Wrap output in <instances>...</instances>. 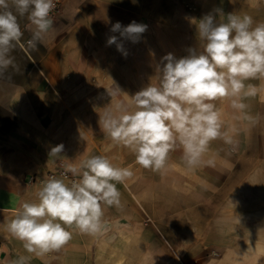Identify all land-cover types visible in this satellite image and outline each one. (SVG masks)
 I'll return each instance as SVG.
<instances>
[{"label": "crops", "instance_id": "1", "mask_svg": "<svg viewBox=\"0 0 264 264\" xmlns=\"http://www.w3.org/2000/svg\"><path fill=\"white\" fill-rule=\"evenodd\" d=\"M103 4L118 2L62 0L35 50L26 43L35 26L18 17L24 35L10 53L15 66L0 75V264L20 257L26 264H264V248L243 245L250 237L247 221L264 223L262 115L255 123L239 111L231 119L230 98L214 101L231 143L211 141L195 167L184 161L182 146L162 171L135 164L133 153L112 141L99 120L107 111L119 114L116 103L131 104L132 95L158 83L159 73L149 82L142 66L135 69L133 54H119L108 39L93 37ZM247 127L249 133L256 127L253 148L247 146ZM59 144L63 152L50 156ZM92 155L133 171L117 185L121 206H103L106 230L88 235L69 229L73 238L59 250L27 252L6 229L16 210L36 201L48 172L79 167ZM248 161L254 167L247 172Z\"/></svg>", "mask_w": 264, "mask_h": 264}, {"label": "clouds", "instance_id": "2", "mask_svg": "<svg viewBox=\"0 0 264 264\" xmlns=\"http://www.w3.org/2000/svg\"><path fill=\"white\" fill-rule=\"evenodd\" d=\"M55 8L56 0H0V75L15 66L10 53L24 35L18 17L27 16L35 26L26 42L35 50L53 27ZM253 25L251 16L225 15L222 9L204 15L196 25L200 48L189 49L180 58L166 54L157 69L156 85L150 83L132 95L131 104L117 102L119 114L107 111L100 117L105 133L133 153L135 164L154 172L166 168L178 146L186 164L195 167L211 141L231 143L221 131V113L214 101L231 98V107L243 111L247 108L243 100L257 95V87L246 81L264 79V23ZM146 27L135 21L127 26L116 22L111 31L135 43ZM107 43L127 55L116 36ZM116 94V90L110 93L111 97ZM63 149V144L56 145L49 155L57 156ZM67 172L78 179L71 183L56 177L44 180L36 201L23 202L6 225L29 253L59 250L73 238L69 229L102 233L106 230L103 206L119 208L117 185L133 176L130 167H118L103 155H92ZM26 259L20 257L13 264H26Z\"/></svg>", "mask_w": 264, "mask_h": 264}, {"label": "rangeland", "instance_id": "3", "mask_svg": "<svg viewBox=\"0 0 264 264\" xmlns=\"http://www.w3.org/2000/svg\"><path fill=\"white\" fill-rule=\"evenodd\" d=\"M117 2V7L103 4L97 8L98 13L94 19L96 30L93 37L108 39L116 36L125 40L119 32L111 31L109 26L112 27L116 22L127 26L133 21L146 25V30L141 34L139 41L133 43L126 39L132 42L133 46L123 48L127 54L135 56V69L142 66L149 82L157 79V69L163 63L160 62V57L168 53L188 55L189 49L200 48L196 25L204 15L215 14L216 9H222L225 15L232 13L241 17L251 16L253 26L256 23H264V0H117ZM249 83L257 87V95L243 100L247 105L243 111L233 109L230 98V118L237 119L239 111L240 117L244 116L247 123H255L259 115H262L264 121V79L246 81V84ZM248 129L249 127L247 146L253 148L254 129H251V133ZM252 167L253 161H248L247 172ZM246 235L250 237L245 239L243 245L264 248V223L247 221Z\"/></svg>", "mask_w": 264, "mask_h": 264}, {"label": "built area", "instance_id": "4", "mask_svg": "<svg viewBox=\"0 0 264 264\" xmlns=\"http://www.w3.org/2000/svg\"><path fill=\"white\" fill-rule=\"evenodd\" d=\"M61 1L62 0H56V8L55 10L51 13V17L52 19L55 18L59 8H60V5H61ZM65 172H67L66 169H63V168H60L58 170H55V171H51V172H48L43 178H42V181L50 178V177H56V178H60V179H64L66 181V183H71V181L73 179H78V177H74L72 175L71 172H67V178H65V176L63 175Z\"/></svg>", "mask_w": 264, "mask_h": 264}]
</instances>
